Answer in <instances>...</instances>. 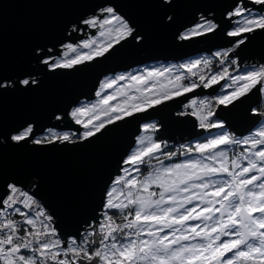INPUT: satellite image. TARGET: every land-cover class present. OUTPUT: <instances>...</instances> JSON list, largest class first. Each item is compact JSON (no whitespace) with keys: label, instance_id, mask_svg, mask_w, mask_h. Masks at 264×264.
Segmentation results:
<instances>
[{"label":"snow or ice","instance_id":"obj_1","mask_svg":"<svg viewBox=\"0 0 264 264\" xmlns=\"http://www.w3.org/2000/svg\"><path fill=\"white\" fill-rule=\"evenodd\" d=\"M171 2L164 0L165 4ZM253 2L264 6V0ZM233 17H242L226 32L228 38H235V47L244 45L254 31H264V14L252 15L240 2L227 13L229 20ZM80 25L97 29L98 38L84 39L76 46L68 43L62 58L44 53L39 62L50 70L74 69L111 55L129 38L138 43L143 40L111 4L78 21L72 32H83ZM219 28L213 19L201 15L178 39L207 36ZM232 52L227 48L214 57L178 66L150 67L105 78L95 93L99 97L95 103L82 104L68 113L84 129L75 139L53 129L36 138L31 123L6 139L36 146L87 141L126 117L198 88H213L221 81H226L221 87L231 91L201 99L198 104L193 99L188 106L194 109L191 115L201 129H224L223 123L212 119L214 108L234 105L254 91L264 95V64L231 75L224 64L236 63L230 59ZM213 58H219L221 71L212 70ZM201 66L207 74L200 71ZM179 69L186 73L180 74ZM190 76L198 77V82L185 83ZM121 81L127 87H121ZM36 83L29 78L0 79V92ZM253 113L264 117L258 109ZM143 129L156 132L157 126L145 124ZM181 147L185 151L176 153L152 136L137 137L136 146L122 159L121 174L104 193L99 214L66 238L35 192L15 182L5 184L0 192V264H264V126L241 136L221 131L194 147ZM237 147L238 152L234 151ZM178 156L184 159H174Z\"/></svg>","mask_w":264,"mask_h":264},{"label":"water","instance_id":"obj_2","mask_svg":"<svg viewBox=\"0 0 264 264\" xmlns=\"http://www.w3.org/2000/svg\"><path fill=\"white\" fill-rule=\"evenodd\" d=\"M237 2L264 13V6L252 0H172L170 5L164 0H0V79L38 81L30 87L0 92V192L13 182L35 192L66 238L99 214L104 193L121 174L122 159L136 146L143 125L157 123L158 132L177 146L201 139L205 130L199 129L196 117L179 113L192 99L218 95L225 81L126 117L87 141L36 146L18 145L6 138L29 123L35 126L36 138L48 129L79 133L83 128L68 113L93 101L104 78L151 64L182 63L233 47L235 38H228L226 32L238 17L229 20L227 13ZM105 4H111L143 36L142 42L129 38L111 55L74 69L50 70L39 62L44 53L55 57L62 46L76 43L78 34L69 35L72 26L98 14ZM201 15L220 25L217 32L187 41L178 39ZM80 27L84 35L87 27ZM230 58L237 60L240 68L264 64V31L249 34ZM263 100V95L254 91L234 105L217 107L214 118L228 132L248 135L264 121L253 113ZM214 131L217 129L209 133Z\"/></svg>","mask_w":264,"mask_h":264},{"label":"rangeland","instance_id":"obj_3","mask_svg":"<svg viewBox=\"0 0 264 264\" xmlns=\"http://www.w3.org/2000/svg\"><path fill=\"white\" fill-rule=\"evenodd\" d=\"M253 1V0H252ZM250 10V12H251V14L252 15H254V16H259V15H262V14H264V13H258L257 11H253V10H251V9H249ZM246 15H247V13H246ZM242 19V17H238V18H236V20H241ZM90 30H92V29H87L86 30V33L83 35V32H78V33H76V34H78L77 36H79V37H81L80 35H83V37L84 38H82L80 41H77V43L76 44H74V43H72L74 46H76V45H79L80 43H82V41L84 40V39H91V38H98V30L97 29H93V30H95V34H93V33H91V31ZM65 49H64V51H63V53H62V55L60 56V57H55V59H60V58H62L63 57V55H64V53L65 52H67V49H66V47H64ZM219 51H224V50H219ZM69 56H71L72 54L71 53H69L68 54ZM206 57H208L207 55H205ZM201 57V56H200ZM180 64H184V62H182V63H158V64H151V65H148V66H146V67H143V68H137V69H135V70H133L132 72H135V71H137V70H142V69H144V68H150V67H172V66H178V65H180ZM186 64V63H185ZM248 69H250V68H248ZM248 69H246V70H248ZM180 70V73H182V74H184V73H186V70L185 69H179ZM200 70H201V67H200ZM176 69L174 68V71H173V75H175L176 74ZM127 73V72H126ZM119 74H121V73H119ZM118 75V74H117ZM111 76H114V75H111ZM111 76H108V77H106V78H109V77H111ZM191 79V81H189V80H187V81H185V83H187V82H192V81H196V82H198V77H190ZM105 79V78H104ZM103 79V80H104ZM228 83H230V81H227ZM120 83V86L121 87H127V82L126 81H121V82H119ZM215 86V85H214ZM99 90V89H98ZM107 91H109V92H111V90H107ZM226 91H231V89H224V88H221V90H220V92L218 93V94H222L223 92H226ZM205 98H208V97H203V98H195V100L197 101V104L199 103V101L201 100V99H205ZM99 99V97H95V99L93 100V101H91V102H83V103H81V104H79L78 106H80V105H82V104H92V103H95L97 100ZM193 100V99H192ZM167 102V101H166ZM191 102V101H190ZM190 102L187 104V107H189L188 105L190 104ZM113 103H115V101H113ZM189 108H191L192 110H194L192 107H189ZM217 108V107H216ZM216 110V109H215ZM180 115H185V113H183V112H180L179 113ZM187 114V113H186ZM155 123V122H154ZM222 123V122H221ZM151 124H153V123H151ZM82 128H83V126L82 125H80ZM261 126H264V121L252 132V133H254L255 131H257ZM84 129H82V131H83ZM208 130H211V129H208ZM217 130H219V131H214V132H212L213 133V135H210V134H212V133H210V134H208V136L210 135V137H208V138H201V139H199V140H197V141H194V142H192V143H190V144H184L183 146H188V145H191V146H195V144L196 143H199V142H205L207 139H210V138H212L213 136H215V135H217V134H219L221 131H227L226 129H217ZM54 131H56V130H54ZM81 131V132H82ZM56 132H58V133H69V134H71L72 135V137L75 139L76 137H78L79 136V134L81 133V132H79V133H72V132H61V131H56ZM153 133V131L152 130H149L148 132H145L144 133V131L142 132V134H141V136L142 135H148V136H152L153 137V139L155 140V137H154V135L152 134ZM41 136H38L37 138H40ZM77 141H81V140H76V142ZM182 145H179V147H180V150H179V153L180 152H183V151H185V148H182L181 147ZM241 149L239 148V147H237V148H235L234 149V151H240ZM193 155L194 156H197L198 157V154H195V153H193ZM164 157L163 156H161V159H163ZM178 159L179 160H182V159H184V157L183 156H178ZM153 163H155V161H153Z\"/></svg>","mask_w":264,"mask_h":264},{"label":"built area","instance_id":"obj_4","mask_svg":"<svg viewBox=\"0 0 264 264\" xmlns=\"http://www.w3.org/2000/svg\"><path fill=\"white\" fill-rule=\"evenodd\" d=\"M88 28H86V30H87ZM86 30H85V32H86ZM93 30V29H92ZM92 30H90L91 31V33H92ZM72 31V28L70 29V32H69V35H71L73 32H71ZM95 31V30H94ZM74 34H76V33H74ZM80 37L79 36H77V41H80L81 39H79ZM77 43V42H76ZM76 43H74V44H76ZM68 44V43H67ZM65 47V45L64 46H62L61 47V50H60V54L58 55V56H55V57H60L61 55H62V53H63V51H64V48ZM230 48H232L233 49V51L234 50H236V48L237 47H235V45L233 46V47H230ZM227 49V48H226ZM225 50V49H224ZM55 57H53V58H55ZM208 57H214V54L213 55H211V56H208ZM198 58H206V56L204 55V56H201V57H198ZM198 58H195V59H198ZM195 59H191V60H188V61H185L184 62V64L185 63H189L190 61H192V60H195ZM218 59L219 58H213V63H212V70H215V71H221L222 70V68H221V65L218 63ZM231 59V58H230ZM236 61V63H237V60H235ZM224 67H228V69H229V73L231 74V75H237V74H241L243 71H245L246 69H248V68H246V67H242V68H240L239 67V65L237 64V68L236 69H233L232 67H231V64H228V63H226V64H224ZM200 71H204L206 74H207V71L203 68V66H201V70ZM179 72H180V70H179ZM183 73V72H182ZM182 73H180V74H182ZM185 74V73H184ZM190 75V74H189ZM191 77V76H190ZM191 78H189V81H191L190 80ZM225 83H226V81H225ZM185 115H187V114H185ZM198 123H199V121H198ZM199 129H201L200 127H199ZM205 130V134H204V136L202 137V138H205L208 134H210L209 133V130L208 129H204ZM37 199V198H36ZM38 200V199H37ZM39 202H40V204H41V206L43 207V205H42V203H41V201L40 200H38ZM46 210V209H45ZM25 211H27V210H25ZM47 211V210H46ZM48 212V211H47ZM16 219H20V217H18V216H16L15 217Z\"/></svg>","mask_w":264,"mask_h":264},{"label":"trees","instance_id":"obj_5","mask_svg":"<svg viewBox=\"0 0 264 264\" xmlns=\"http://www.w3.org/2000/svg\"><path fill=\"white\" fill-rule=\"evenodd\" d=\"M231 67H232L233 69H236V68H237V63H235V64H231ZM263 97H264V95H263ZM215 109H216V108H214V111H215ZM256 109H258V110L261 111V112H264V100H263L262 105H261L259 108H256ZM192 111H193V110H192L191 108H189V107L186 106V107L184 108V110H183V113H185V114H186V113H187V114H191ZM212 119H213V121L220 122V121L216 120L214 117H213ZM153 124H155V125L157 126V131L152 133V134L154 135V137H155V140L166 142V143H167V150H170V151H172V152L179 153L180 147L177 146V145L171 144V143H169L167 140H165V138H164V137L158 132L159 126L157 125V123H153ZM143 131H144V129H143ZM217 131H219V130H217ZM217 131H216V132H217ZM144 133H145V132H144ZM210 135H213V133L210 134ZM210 135H209V136L207 135L205 138L210 137ZM163 159H164V158H163ZM174 159H178V158H174ZM165 163H168V161H165Z\"/></svg>","mask_w":264,"mask_h":264}]
</instances>
